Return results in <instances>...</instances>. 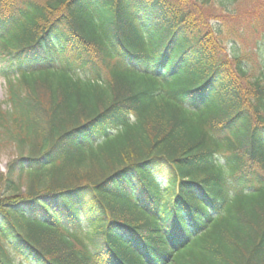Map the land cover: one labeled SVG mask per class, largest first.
Wrapping results in <instances>:
<instances>
[{"label": "trees", "instance_id": "1", "mask_svg": "<svg viewBox=\"0 0 264 264\" xmlns=\"http://www.w3.org/2000/svg\"><path fill=\"white\" fill-rule=\"evenodd\" d=\"M219 32L193 0H0V264H264V64Z\"/></svg>", "mask_w": 264, "mask_h": 264}, {"label": "rangeland", "instance_id": "2", "mask_svg": "<svg viewBox=\"0 0 264 264\" xmlns=\"http://www.w3.org/2000/svg\"><path fill=\"white\" fill-rule=\"evenodd\" d=\"M193 1L198 5L205 21L220 30L217 36L224 54L228 57L236 54L246 63L256 64L260 60L264 64L258 48L264 47V0ZM256 66L259 67L257 64ZM9 91V83L0 74V104L3 103L4 107H8L6 102ZM16 155L14 145L3 142L0 146V172L6 170L8 162ZM25 188L26 186L23 190Z\"/></svg>", "mask_w": 264, "mask_h": 264}]
</instances>
